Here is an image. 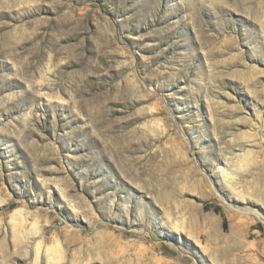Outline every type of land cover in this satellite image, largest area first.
<instances>
[{
	"label": "rangeland",
	"instance_id": "rangeland-1",
	"mask_svg": "<svg viewBox=\"0 0 264 264\" xmlns=\"http://www.w3.org/2000/svg\"><path fill=\"white\" fill-rule=\"evenodd\" d=\"M0 264H264V0H0Z\"/></svg>",
	"mask_w": 264,
	"mask_h": 264
},
{
	"label": "bare ground",
	"instance_id": "bare-ground-1",
	"mask_svg": "<svg viewBox=\"0 0 264 264\" xmlns=\"http://www.w3.org/2000/svg\"><path fill=\"white\" fill-rule=\"evenodd\" d=\"M250 158V157H249ZM249 158H245V159H249ZM245 159H242V161L243 160H245ZM251 160V159H250ZM247 161V160H246ZM246 161H244V162H242V165H244V164H246ZM250 162V161H249ZM248 161H247V163H249ZM237 164V163H236ZM244 168V167H243ZM225 171H223V173H224ZM231 174V173H230ZM224 175H225V173H224ZM227 176H229V174H228V172H227V174H226V176L225 177H227ZM229 178H231V177H229ZM228 179V178H227ZM228 181V180H227ZM228 183V182H227ZM235 191V190H234ZM241 197L242 198H246L244 195H242L241 194ZM21 212V211H20ZM18 213H19V211H18ZM22 214V213H21ZM204 214V213H203ZM203 214H200L199 216H200V219H201V221L203 222H205V223H209V222H211V221H213L214 223H216V221H215V219L213 218V217H211L210 215H203ZM16 215V214H15ZM17 217H19L18 216V214H17ZM15 219H17V218H15ZM22 219V216H21V218H19V219H17V221L16 220H14V218H13V221L15 222V224H18V223H16V222H19L20 220ZM19 220V221H18ZM22 221H24V220H22ZM171 222V221H170ZM20 223H22L21 221H20ZM19 223V224H20ZM23 224V223H22ZM35 224V225H34ZM183 224V223H182ZM182 224H180V223H173V228L175 229V231H177V232H185L186 230H185V228H184V226L182 225ZM33 226H34V228L35 227H37V225H36V223H33L32 224ZM15 226H17V225H15ZM17 227H19V225L17 226ZM16 227V228H17ZM32 228L31 229V231H34L35 229H36V231H38V229L37 228ZM16 231V230H15ZM35 231V232H36ZM216 231L218 232V227L216 228ZM187 232V231H186ZM34 234H36V233H34ZM222 236V234H220L219 232H218V240H221V241H224V238H222L221 237ZM215 240H217V238L215 239ZM226 242V241H225ZM225 242H224V244H225ZM224 244H223V246H224ZM226 246V245H225ZM228 247V246H227ZM59 248V247H58ZM54 249V248H53ZM52 249V250H53ZM227 249V248H226ZM50 250V249H49ZM39 251H40V245H38V247H37V254L36 255H38V253H39ZM56 251H57V249H56ZM55 251V252H56ZM216 251V250H215ZM214 251V252H215ZM227 251V250H226ZM52 252V251H51ZM213 252V253H214ZM53 253V252H52ZM57 253V252H56ZM55 254V253H54ZM56 257V256H55ZM58 258H60L59 256H58ZM55 259V258H54Z\"/></svg>",
	"mask_w": 264,
	"mask_h": 264
}]
</instances>
